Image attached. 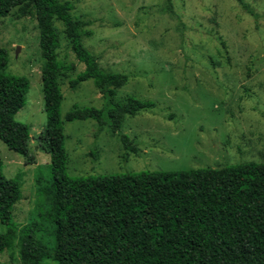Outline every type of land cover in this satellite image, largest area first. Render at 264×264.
Wrapping results in <instances>:
<instances>
[{
  "label": "rangeland",
  "instance_id": "obj_1",
  "mask_svg": "<svg viewBox=\"0 0 264 264\" xmlns=\"http://www.w3.org/2000/svg\"><path fill=\"white\" fill-rule=\"evenodd\" d=\"M68 1L90 32L82 38L84 46L106 72L129 78L114 89L116 98L133 96L154 104L123 123L122 132L137 153L127 151L108 126L100 128L94 120L67 122L72 109H102L106 101L91 79L70 86L85 65L64 26L55 22L58 60L74 66L59 78L69 177L264 163V0H243L255 15L238 0H171V7L167 0ZM0 47L8 53L7 73L29 82L25 105L15 116L29 128L28 157L0 140L3 173L22 190L12 209L16 237L0 253V263L23 264L20 238L27 229L41 246L54 247L48 220L52 203L43 193L52 174L50 155L42 149L45 61L36 14L23 16L16 8L0 18ZM6 231L0 223V234Z\"/></svg>",
  "mask_w": 264,
  "mask_h": 264
},
{
  "label": "trees",
  "instance_id": "obj_2",
  "mask_svg": "<svg viewBox=\"0 0 264 264\" xmlns=\"http://www.w3.org/2000/svg\"><path fill=\"white\" fill-rule=\"evenodd\" d=\"M244 8L255 15L243 0ZM171 7V0H167ZM18 8L21 15L36 14L41 29L44 66L42 88L47 123L42 149L50 155L52 178L43 193L52 203L48 214L54 247L41 246L32 229L20 238L23 264H264V163L247 162L221 169L141 171L120 175L69 177L68 154L60 109L63 95L59 78L74 66L58 60L60 35L66 39L85 70L70 81L75 88L93 80L103 92L102 109H72L67 122L94 120L118 133L127 151L138 152L122 132L127 116L153 107L128 96L116 98L128 76L108 73L84 46L90 35L74 15L68 0H0V18ZM8 53L0 47V140L28 157L29 128L16 121L25 105L28 79L7 73ZM17 180L5 177L0 161V253L12 246L13 207L21 200ZM47 221V220H46ZM48 222V221H47ZM7 264V263H0Z\"/></svg>",
  "mask_w": 264,
  "mask_h": 264
}]
</instances>
